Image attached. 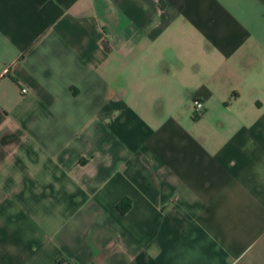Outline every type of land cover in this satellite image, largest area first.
Here are the masks:
<instances>
[{
	"label": "crops",
	"instance_id": "crops-1",
	"mask_svg": "<svg viewBox=\"0 0 264 264\" xmlns=\"http://www.w3.org/2000/svg\"><path fill=\"white\" fill-rule=\"evenodd\" d=\"M0 264H264V0H0Z\"/></svg>",
	"mask_w": 264,
	"mask_h": 264
},
{
	"label": "built area",
	"instance_id": "built-area-1",
	"mask_svg": "<svg viewBox=\"0 0 264 264\" xmlns=\"http://www.w3.org/2000/svg\"><path fill=\"white\" fill-rule=\"evenodd\" d=\"M25 89L21 88V92H24ZM203 109V104L201 101H199L198 99H193L192 100V115L193 116H198Z\"/></svg>",
	"mask_w": 264,
	"mask_h": 264
}]
</instances>
